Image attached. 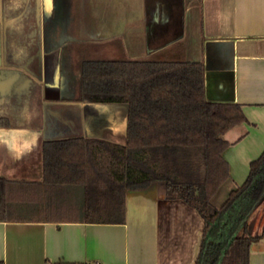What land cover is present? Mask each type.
<instances>
[{"label":"crops","instance_id":"obj_1","mask_svg":"<svg viewBox=\"0 0 264 264\" xmlns=\"http://www.w3.org/2000/svg\"><path fill=\"white\" fill-rule=\"evenodd\" d=\"M99 44L120 57L110 61L202 63L206 99L241 106L246 121L223 136L229 176L211 199L221 207L264 151V0H0L2 112L37 100L33 120L0 125V177L42 179L48 89L62 82L66 92L71 68L97 59ZM109 109L93 105L91 119H107ZM101 133L68 138L107 140ZM248 222L249 264H264V200ZM203 227L194 208L167 199L157 182L126 191L122 223L0 221V264H196Z\"/></svg>","mask_w":264,"mask_h":264},{"label":"trees","instance_id":"obj_2","mask_svg":"<svg viewBox=\"0 0 264 264\" xmlns=\"http://www.w3.org/2000/svg\"><path fill=\"white\" fill-rule=\"evenodd\" d=\"M80 100L128 105L124 144L94 137L42 142V179L0 177V221L122 223L125 193L163 182L204 221L196 264H249V216L264 198V151L219 208L229 176L224 134L246 121L208 101L199 62L87 60Z\"/></svg>","mask_w":264,"mask_h":264},{"label":"rangeland","instance_id":"obj_3","mask_svg":"<svg viewBox=\"0 0 264 264\" xmlns=\"http://www.w3.org/2000/svg\"><path fill=\"white\" fill-rule=\"evenodd\" d=\"M103 4V3H102ZM100 16L104 17L103 9H100ZM104 21V19H102ZM103 24V22H102ZM100 25V24H99ZM95 53L92 60H110L113 58L120 57H107L105 55L104 49L105 44H99L95 48ZM102 51V52H101ZM67 60V56H66ZM58 64L54 61L53 66L58 69ZM56 71V70H55ZM52 74H54V72ZM70 73L72 75L70 85L66 92H62L61 87L48 89V99L49 105L47 109L46 125L49 129L48 138L53 139H64L71 136H80L78 134H84L86 131H93L94 129H100L102 131L100 137L106 138L107 140H112L114 142H123L126 140V119H127V105L125 103L118 104H87L84 111L81 106L82 102L76 101L80 99V83H81V73H82V63L79 69L71 68ZM64 93V94H63ZM63 94V99L60 95ZM34 96V95H33ZM56 99V100H55ZM37 100L32 98L29 102L27 98H22L19 100L16 110L11 113V108L8 109L9 113L2 112V106L0 105V125H23L24 123L33 120V115L36 110ZM80 105V106H79ZM93 105H100L101 107H108L111 111L110 117L107 119H91V113L93 112ZM120 107L125 108V112L120 110ZM40 110V108L38 109ZM44 108L40 114L44 117ZM45 124V122L43 123ZM85 128V129H84ZM111 129V130H110ZM109 131H113L110 133ZM82 132V133H80ZM113 134V135H111ZM42 178V177H41ZM264 200V198L262 199ZM261 200V201H262ZM260 201V202H261ZM259 202V203H260ZM258 203V204H259ZM257 204V206H258Z\"/></svg>","mask_w":264,"mask_h":264},{"label":"water","instance_id":"obj_4","mask_svg":"<svg viewBox=\"0 0 264 264\" xmlns=\"http://www.w3.org/2000/svg\"><path fill=\"white\" fill-rule=\"evenodd\" d=\"M56 72H57V71H55L54 74H53V78H54V79H56ZM55 86H58V85H55ZM61 86H62V82L60 83L59 87H61ZM126 105H127V104H126ZM127 114H128V105H127ZM126 126H127V119H126Z\"/></svg>","mask_w":264,"mask_h":264}]
</instances>
